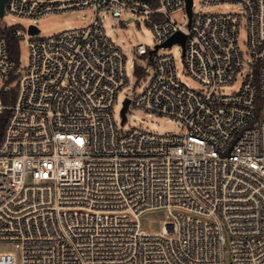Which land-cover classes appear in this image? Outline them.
I'll use <instances>...</instances> for the list:
<instances>
[{
    "label": "built area",
    "instance_id": "1",
    "mask_svg": "<svg viewBox=\"0 0 264 264\" xmlns=\"http://www.w3.org/2000/svg\"><path fill=\"white\" fill-rule=\"evenodd\" d=\"M228 4L242 11L207 10ZM195 5L190 15L187 0L5 1L0 244L13 250L0 251V264H264V0ZM68 9L90 12L88 23L42 36L30 31L34 24L25 32L3 20ZM126 11L153 29L155 47L139 44L136 52L154 72L128 98L125 121L123 103L121 122L135 105L180 121L178 133L124 130L116 119L128 60L103 18L125 22ZM6 31L29 48L19 74ZM179 31L185 44L175 43L201 89L182 82L172 53L158 52ZM237 79L234 91L220 90ZM159 210L161 229L143 228L144 214Z\"/></svg>",
    "mask_w": 264,
    "mask_h": 264
},
{
    "label": "rangeland",
    "instance_id": "2",
    "mask_svg": "<svg viewBox=\"0 0 264 264\" xmlns=\"http://www.w3.org/2000/svg\"><path fill=\"white\" fill-rule=\"evenodd\" d=\"M202 0H195L194 10H197L201 5ZM209 11H233L241 12L242 8L237 4L228 5H215L207 7ZM174 17L179 22H184L185 19L181 12H175ZM90 12L83 11L80 9H68L61 11H53L44 16L33 19L27 18H13L12 15L6 14L4 16V21L7 23H17L25 32H28V27L30 24H34L40 30V35L50 36L61 32L65 29L79 27L86 25L89 21ZM125 22L107 15L103 18V23L108 31L111 38L119 43L126 53L128 65H127V84L119 91L118 99L116 103V119L119 121V125L122 129L127 130L131 126L150 128L163 134L178 133L182 130V125L180 121L175 119L168 120L166 115H149L147 111L140 107L132 105L128 112L127 121L122 124L121 122V108L123 106L124 100L126 98L134 99V97L144 90L153 75L154 67L153 64L148 61L147 57L139 56L136 52V47L139 44H145L149 48L155 47V35L152 27L149 23L144 21L141 17H136V15L131 14V12H124L122 17ZM240 46L244 52L247 51V33L243 29L240 32ZM159 53H172L176 60L177 69L181 74V80L188 87L192 89H201L202 84L193 77L185 63L183 57V48L180 43H175L173 46L168 48H161ZM136 63V65L143 66L147 68V72L140 75L133 69L130 64ZM29 65V48L25 40L19 42V56H18V67L15 72L17 74L21 73ZM1 81V79H0ZM14 84V83H13ZM240 85V80L237 79L234 85H223L220 90L226 93L234 91ZM15 86V84H14ZM1 121V118H0ZM165 218L163 210L159 211H149L144 214L143 228L150 230H160L162 221ZM13 250L11 245L7 243L0 244V251Z\"/></svg>",
    "mask_w": 264,
    "mask_h": 264
},
{
    "label": "water",
    "instance_id": "3",
    "mask_svg": "<svg viewBox=\"0 0 264 264\" xmlns=\"http://www.w3.org/2000/svg\"><path fill=\"white\" fill-rule=\"evenodd\" d=\"M5 1L6 0H0V15L1 16L3 15V9H4ZM192 2H193V0H187V10H188L190 15L192 13ZM30 31L32 33H36L39 31V28L36 27L35 25H32ZM185 40H186L185 34L179 31V32L175 33L174 36L169 41H167V43H165V45L170 46L175 42H181L184 45ZM129 102H130V100L128 98L124 102V107L122 109L123 121L126 120V110L128 108Z\"/></svg>",
    "mask_w": 264,
    "mask_h": 264
},
{
    "label": "trees",
    "instance_id": "4",
    "mask_svg": "<svg viewBox=\"0 0 264 264\" xmlns=\"http://www.w3.org/2000/svg\"><path fill=\"white\" fill-rule=\"evenodd\" d=\"M6 36H7V42H8V46H9V53L10 56L14 59H18L19 56V40L17 38H15V36L11 33V31H6ZM13 80V77L10 78V82ZM16 93V87L12 86L9 89L5 90L3 93V98L5 100L6 103H9L10 99H11V95L12 97L15 96ZM1 135V133H0Z\"/></svg>",
    "mask_w": 264,
    "mask_h": 264
}]
</instances>
